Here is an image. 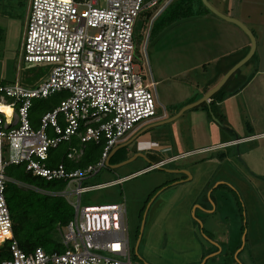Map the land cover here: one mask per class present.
I'll return each instance as SVG.
<instances>
[{
    "label": "built area",
    "instance_id": "2783aa9c",
    "mask_svg": "<svg viewBox=\"0 0 264 264\" xmlns=\"http://www.w3.org/2000/svg\"><path fill=\"white\" fill-rule=\"evenodd\" d=\"M158 2L30 0L21 58L27 68L46 70L33 86L0 83V105L11 112L0 111V247L7 244L10 254L0 264H129L124 203L80 206V197L128 179L84 185L106 167L110 152L128 133L156 117L155 82L152 77L145 82L135 71L134 57L139 19ZM56 94L63 96L59 104L45 112L33 128V101ZM87 143L103 145L95 164L75 170H68L62 162L48 165L50 150L68 145L65 159L75 163ZM12 165L47 182L65 184L61 194L50 193L62 196L74 211L65 226L57 227L62 251L37 248L26 253L13 238L5 200L10 182L5 170ZM72 196L77 200L72 201Z\"/></svg>",
    "mask_w": 264,
    "mask_h": 264
},
{
    "label": "rangeland",
    "instance_id": "374dc122",
    "mask_svg": "<svg viewBox=\"0 0 264 264\" xmlns=\"http://www.w3.org/2000/svg\"><path fill=\"white\" fill-rule=\"evenodd\" d=\"M180 5L182 6L180 8L184 7L180 0H159L157 6L153 8L151 12L156 14L159 8H163L164 6V9H166H163L160 13L158 12L155 16L153 15L149 21H147L144 16H141L139 19L140 22L137 26L138 33L135 36L134 57L135 71L141 75L145 82H148L150 77H152L155 82L154 96L156 101V116L161 114L164 115L163 113L169 114L171 113L170 110L178 109L181 104L186 103V100H184L186 93H196V86L202 85L210 78V67L207 66L206 71H203L199 67V64L204 62L206 58L201 59L196 53L198 48L193 43L197 39V34L194 29V21L184 22L173 27L154 44H152V42L155 38H152V40L147 43L153 21H155L154 29H156V26L167 17L168 13ZM102 6H104V3L100 2V7ZM29 8L30 0H0V83L18 82L22 85L33 86L45 75V68H27L26 65L23 64L21 58L20 45L22 43ZM262 34L264 37V28L262 29ZM182 41L185 44V50H183L190 53L188 59H183L182 55L178 56L173 52L174 44H179ZM236 43L237 42L234 40L232 46ZM173 57L174 59L178 58V61L175 62H178L179 65L174 66ZM262 57H264V55ZM232 62L233 61H231V63ZM260 65L264 68V59L261 60ZM256 66H258L256 60L254 58L251 59L249 63L247 62L239 68L241 75L251 76ZM174 68H176L177 72L183 70L188 71L187 75L184 74L183 77H180L184 79V85H179L177 83L180 82V78H174L172 76L174 74ZM238 74L239 72H235L231 81L237 80ZM180 88H183L182 90L184 91L180 90ZM165 92L168 95H166ZM242 93L243 94H240L234 100L238 103V109H240L239 111L234 109V114L236 112H240V115L241 113H245V110L243 109L245 100H252V96L256 95L253 86H248ZM57 95L58 94L54 96ZM59 98H61V96H58L55 99L56 106L59 104L57 101ZM39 101L42 100H34L33 105L38 104ZM53 101L54 100L41 102V104L46 107ZM235 102L232 101L227 103L224 105V109L227 110L228 106L229 111L232 112L230 107H233V103ZM184 107H181L178 112ZM193 112H185L181 119L174 120L173 122L162 126L167 127L169 137H172V139L175 130L183 132L185 140L182 143L185 144V147L188 150L195 148V146L198 147L202 145V143L195 145V137L192 132H194L193 127L197 124L192 121L191 114ZM210 118L212 121H215L212 114H210ZM215 141L216 139L213 138H204L203 145H210ZM65 148L66 144H63L57 150L50 153V158L52 159L51 163L56 165L59 162L61 158L60 154ZM210 153L212 154H209V156H211L212 159H216L221 151ZM193 154L184 156L181 159H178L177 162L168 164L165 167L162 165L161 167L168 171H177L175 168L183 166L189 167L196 160L207 156L206 154ZM114 161L115 158L109 162V165H115L113 164ZM149 164L150 163H148L147 159L139 157L133 162H129L118 168L105 167L100 170L98 174L87 178L84 181V185L92 186L106 184L127 176L135 168L145 167ZM212 167L213 166H211V169ZM224 167L229 170L230 165L223 164V166L220 167V172H224ZM199 168L203 173H205V170L207 169L205 165H202ZM189 175L191 176L190 173ZM236 175L238 176L239 174ZM179 177H181L179 174L151 169L137 174L136 176L123 181L121 184L99 188L83 194L80 197V206H103L124 203L126 209L125 225L129 242V264H190L195 262L198 249L194 245L192 235L188 230L189 223H192L193 221L197 224L196 229L199 228L198 231L200 232V237L205 242H209V246L210 244H217L221 249L219 255L212 258L213 261H211L212 259H209V264H220L222 263L221 260H225L226 264L233 263L229 255L225 257V252L228 247L232 248L235 244L240 243V241L242 242V236L245 235L247 231L246 216L248 217V228L249 231H251L252 219L250 216V205L248 203L250 200L241 194V199L245 201V212L244 205L233 186L228 183L227 185L229 188L224 185H219L216 188L217 183L213 185L210 184L211 186L205 190L203 196L212 206L213 202L211 201L212 197L210 192L215 189L212 196L216 200L217 211L214 215H205V218L201 221L197 218V215H200L199 210L192 214L191 209L188 214L187 211L183 209L182 204H177V200L183 196V193L180 190L182 188H180L179 185L174 187L173 183L177 182L174 180ZM229 179L230 181H233L232 183L235 182V185L241 186L242 182H238L234 177ZM10 182L15 183L16 181L10 179ZM24 187L29 188L28 186ZM64 189L65 184L58 190L56 188V191L52 194H61ZM246 190L250 193L249 196H251V198L255 197L253 189L246 188ZM173 194L177 199L175 201L169 199ZM259 194L264 197V194L261 192H259ZM156 197V202L150 207L151 201ZM70 199L76 201L77 197L72 196ZM246 199H248V201H246ZM159 202H161V210L159 209V212L155 211V213L152 214V211L155 210L153 207ZM196 206L197 205L194 207L201 209ZM155 217L156 223L154 221L153 224H155L153 226L151 224V219ZM142 225L143 230L140 232ZM201 231L204 233H201ZM207 231H211V234L209 235L211 236L210 239H207ZM240 231L242 232L241 234H239ZM138 236H141L140 246L135 253L134 247ZM56 240L59 242L60 238L57 237ZM202 261L204 260L202 259ZM199 264H201V262Z\"/></svg>",
    "mask_w": 264,
    "mask_h": 264
},
{
    "label": "crops",
    "instance_id": "0c3cea01",
    "mask_svg": "<svg viewBox=\"0 0 264 264\" xmlns=\"http://www.w3.org/2000/svg\"><path fill=\"white\" fill-rule=\"evenodd\" d=\"M207 1L219 13L238 20L251 31L256 40V49L250 60L254 58L258 63V66H256L251 76L241 75L240 69L237 70L236 73L239 72L238 78L231 83L233 86H238L236 90L230 93V90L226 88L218 96L219 99H212V97L223 88L221 87L220 90L209 99V104L211 101L214 102L211 108L216 117V122L211 120L208 110L204 107H200V105L185 111H194L191 114V117L192 121L197 125L193 127L194 132H192V134L195 137V145L202 143L201 146L196 147L193 145L195 148L191 150L186 149L185 144L182 143L185 140L183 132L179 130H175L173 139L172 137H169L167 127H162L168 123H159L176 115L181 107L193 103L198 99L200 100L205 93L212 89L221 80L223 75L231 67V64L232 66L235 65L246 56L250 47L248 37L237 26L217 17L210 11L209 13H201L198 16H191L194 17L191 21H194V29L197 34V39L193 42L198 48L196 53L201 59L206 58L204 62L199 64V67L203 71L207 70V66L210 67V78L202 85L196 86V93H186L184 96L186 103L181 104L178 109L170 110L171 113L169 114L163 113L164 115L161 114L156 116L152 121L137 125L117 146L124 144L127 145L116 151L111 158H116V162L113 163L115 165L120 164L137 154H140L147 159L148 163H150L148 166L135 168L127 176L119 178L129 179L137 174L154 169L151 164L163 165V167H165L166 165L177 162L178 159L193 153L198 155L206 154L207 156L196 160L189 167L183 166L175 168L176 170L188 171L191 176L187 178V176L177 173L181 177L175 179L177 183L175 182L176 184H173V186L175 187L179 185L180 188H182L180 190L182 191L183 196L177 200L173 194L169 199H172L173 201L177 200V204H182L183 209H185L188 214L191 209L192 214L199 210L200 215H197V218L203 221L205 215H214L217 211V203L212 196L215 189L210 192L212 197L211 201L214 204H212V206L203 196L205 190L211 186L210 184L213 185L215 183H217L216 188L219 185H224L229 188L227 185L229 183L237 191L240 199L242 194L250 200L248 203L250 205L252 227L251 231H249L248 217L246 216L247 231L245 233L243 247L240 248L242 245L241 241L233 247L231 246L232 248L228 247L225 252V257L228 255L231 257L233 263L229 264H264V197L259 194V192L264 194V68L260 65L261 60L264 59V57H262L264 55V37L262 34V29L264 28V0ZM193 10L201 11L200 6L196 3H193ZM234 40L237 43L232 46ZM184 48L185 44L182 41L179 44H174L173 52L178 56L182 55L183 59H188L190 53L187 51L185 52ZM175 61H178V58L174 59L173 57L174 66L179 65V63ZM231 61L233 62L231 63ZM187 73L188 71L186 70L177 72L176 68H174V74L172 76L174 78H180L183 77L184 74L187 75ZM244 80H246V83L241 84V86L240 83ZM177 83L179 85H184L185 81L183 78H180V82ZM248 86H253L256 95L252 96V100H245V103L243 104L245 113H241L240 115V112H236L234 114V109L236 111L240 110L238 109V103L234 100L240 94H243L242 92ZM182 89L183 88H180V90ZM165 94L168 95L166 92ZM232 101L235 102L233 103L234 108L230 107L232 112L229 111L228 106L227 110H225L224 105ZM185 112L175 119V121L181 119ZM204 138H213L216 139V141L210 145H203ZM121 150L124 151L121 152ZM216 151H221V153L216 159H212L209 154H212L210 152ZM137 158H139V156L135 157V159ZM223 164L230 165L229 170L224 167V172H220V167L223 166ZM202 165L207 167L205 173L199 168ZM211 166H213L212 169ZM236 174L239 175L237 176ZM233 177L238 182H242L241 186H237L235 185V182L232 183L233 181H230L229 178ZM246 188L253 189L255 197L251 198V196H249L250 193ZM248 199H246V201H248ZM156 200L157 197L152 200L150 207H152V204L155 203ZM241 201L246 212L245 201L243 199H241ZM159 203H156L153 207L155 210L152 211V214L155 213V211L159 212L161 210V202ZM195 205L201 209L195 208ZM155 219L156 217L151 219V224L153 226L156 223ZM154 221L155 223L153 224ZM195 223L196 222L193 221L188 225V230L192 235L194 245L198 249L196 261L190 264H199L200 262L201 264H209V259L217 257L219 254L209 257L205 261H202V259L204 260L206 256L211 253L213 254L214 251L217 252V248L211 244L209 246V242H205L200 237V232L198 231L199 228L196 229L197 224ZM201 233L204 232L201 231ZM241 233L242 232L240 231L239 234ZM210 234L211 231H207V239H210ZM211 261H213V259ZM221 262L222 263L220 264H226L225 260H221Z\"/></svg>",
    "mask_w": 264,
    "mask_h": 264
},
{
    "label": "trees",
    "instance_id": "16d2710c",
    "mask_svg": "<svg viewBox=\"0 0 264 264\" xmlns=\"http://www.w3.org/2000/svg\"><path fill=\"white\" fill-rule=\"evenodd\" d=\"M180 1L183 3L184 7L180 8L182 7L180 5L179 7L172 9L168 13L167 17H165L163 21L156 26V29H154L155 21H153L152 27L149 31L147 43H149L152 38H155L170 24L180 19L191 16H198L199 14L204 12L209 13V11L202 5L200 0ZM195 2H197L196 4L200 6L201 11L193 10V3ZM153 15L154 13H152L150 10L143 13L141 16H144L146 20L149 21L153 17ZM137 33L138 29H136V34ZM230 66L232 67V64ZM233 77L234 75H232L228 79L223 88H221V90L216 93L212 97V99H219L218 96L226 88L230 90V93L236 90L238 86L231 85V80L233 79ZM242 83H245V80L240 84ZM58 96H61V98L63 97L62 94H58L57 96L50 97L49 99L39 101V103L36 105H32V108L30 110V123L33 128L38 127L40 117L45 112L50 111L56 107L55 99ZM61 98L57 99V101L59 102ZM50 100L54 101L46 107L41 104V102H49ZM213 103L214 102L211 101V103L208 104L209 106L202 103L200 104V107H204L205 109H207L209 112V116L210 114H212L213 118L215 119L216 117L213 114L211 108ZM61 145L53 150H50L49 157L50 153L54 150H57ZM72 145L77 144L76 142H73ZM67 148L68 145H66V148L61 152V158L58 163H64L65 167L68 170H75L84 168L90 164H95L100 159L103 145L94 143L85 144L83 147V155L75 163L68 162L65 159ZM122 151L124 150H121V152ZM114 158L115 157L111 158L110 161ZM51 162L52 159L49 158L48 165H52L50 167H53V165L55 166V164ZM114 162H116V158ZM5 175L7 178L16 181L15 183H7L5 189V200L11 216L13 238L16 240L19 248L26 253L32 252L37 248H42L46 252L62 251V246L56 240V238L59 237L57 227L65 226L72 219L73 209L64 198L58 197L57 195H51L50 193L55 192L56 188L58 190L59 188L63 187V182H47L40 177H34L29 173H26L22 166L14 165L6 168ZM16 183L33 187L39 192L30 188H25L24 186H18ZM9 257L10 254L8 253V246L7 244H5L0 247V260L7 259Z\"/></svg>",
    "mask_w": 264,
    "mask_h": 264
},
{
    "label": "water",
    "instance_id": "95a60500",
    "mask_svg": "<svg viewBox=\"0 0 264 264\" xmlns=\"http://www.w3.org/2000/svg\"><path fill=\"white\" fill-rule=\"evenodd\" d=\"M201 3L203 4V6L208 9V11H210L212 14L216 15L217 17L231 23V24H234L235 26H237L249 39V42H250V47H249V51L248 53L246 54V56L241 59L240 61H238L235 65H233L224 75L223 77L221 78V80L212 88L210 89L207 93H205L203 95V97L198 100L197 102L195 103H191L189 105H186L184 108H182L176 115H174L173 117H171L170 119H167L166 121H163L162 123H159V124H163V123H169V122H172L174 121L175 119H177L183 112L187 111V110H190L192 108H195L197 106H199L200 104L204 103L206 105L209 104V99L217 92L220 90L221 87H223V85L228 81V79L240 68L242 67L245 63H247L250 58L253 56L254 52H255V49H256V40H255V37L254 35L251 33V31L244 25L242 24L241 22H239L238 20L236 19H233V18H230L228 16H225L221 13H219L215 8H213L209 2L207 0H200ZM194 17H188V18H183V19H180L172 24H170L168 27H166L159 35H157L155 37V39L153 40L152 44L156 43L162 36H164L169 30H171L173 27L181 24V23H184V22H188V21H191L193 20ZM217 121V120H216ZM127 144H124V145H121V146H117L115 147L109 154L108 158L106 159V162H105V166L108 167V168H118L120 166H123L129 162H131L132 160L135 159L136 156H139V157H143L142 155L140 154H137L135 156H133L132 158L120 163V164H116V165H109V160L110 158L112 157V155L118 151L119 149L125 147ZM152 167H154V169H157L159 171H165V172H169V173H179V174H182V175H185L187 176L188 178L190 177L189 175V172L185 171V170H177V171H174V170H165L163 169V167H161L162 165H154V164H151ZM177 183V182H176ZM176 183H173L174 185ZM152 202V201H151ZM143 230V225L141 226V229H140V232ZM244 237L245 235L242 236V245L240 248L243 247V244H244ZM140 239H141V236H138L137 240H136V246L134 248V251L136 253L137 251V248H138V245L140 243ZM214 246L217 248V252L213 253V254H210L208 256H206L204 258V261L206 259H208L209 257H213L217 254L220 253L221 249L220 247L217 245V244H214ZM237 255V254H236ZM235 255V256H236Z\"/></svg>",
    "mask_w": 264,
    "mask_h": 264
},
{
    "label": "bare ground",
    "instance_id": "6f19581e",
    "mask_svg": "<svg viewBox=\"0 0 264 264\" xmlns=\"http://www.w3.org/2000/svg\"><path fill=\"white\" fill-rule=\"evenodd\" d=\"M0 111L6 113L7 115H10V110L6 106L0 105Z\"/></svg>",
    "mask_w": 264,
    "mask_h": 264
},
{
    "label": "flooded vegetation",
    "instance_id": "af4514ba",
    "mask_svg": "<svg viewBox=\"0 0 264 264\" xmlns=\"http://www.w3.org/2000/svg\"><path fill=\"white\" fill-rule=\"evenodd\" d=\"M135 246H136V244H135ZM139 246H140V243H139V245H138V248H139ZM135 248V247H134ZM138 248H137V250H138ZM135 252V251H134Z\"/></svg>",
    "mask_w": 264,
    "mask_h": 264
}]
</instances>
